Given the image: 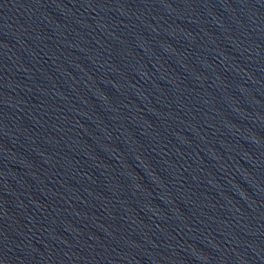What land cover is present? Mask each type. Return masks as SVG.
Masks as SVG:
<instances>
[{
	"label": "water",
	"instance_id": "water-1",
	"mask_svg": "<svg viewBox=\"0 0 264 264\" xmlns=\"http://www.w3.org/2000/svg\"><path fill=\"white\" fill-rule=\"evenodd\" d=\"M193 264H264V0H222L199 139Z\"/></svg>",
	"mask_w": 264,
	"mask_h": 264
}]
</instances>
